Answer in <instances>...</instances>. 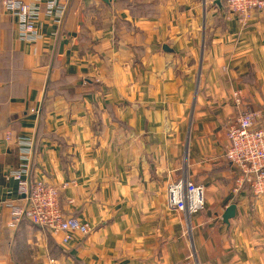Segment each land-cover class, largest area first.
Returning a JSON list of instances; mask_svg holds the SVG:
<instances>
[{
  "label": "crops",
  "instance_id": "0c3cea01",
  "mask_svg": "<svg viewBox=\"0 0 264 264\" xmlns=\"http://www.w3.org/2000/svg\"><path fill=\"white\" fill-rule=\"evenodd\" d=\"M60 1L34 45L0 2V203L25 204L7 175L29 138L28 179L90 232L64 245L3 213L0 264H264V200L234 192L223 157L228 126L264 109V11L243 26L222 0ZM179 180L200 211L168 209Z\"/></svg>",
  "mask_w": 264,
  "mask_h": 264
},
{
  "label": "built area",
  "instance_id": "2783aa9c",
  "mask_svg": "<svg viewBox=\"0 0 264 264\" xmlns=\"http://www.w3.org/2000/svg\"><path fill=\"white\" fill-rule=\"evenodd\" d=\"M27 4L22 0H1L3 11L16 20L18 39L34 45L40 38L38 22L41 13L51 17L54 24H61L65 6L60 0H33ZM115 1V0H113ZM241 25L246 26L254 13L264 11V0H222ZM6 135V141L11 140ZM228 145L224 159L234 167V192L246 189L250 195L264 200V109H255L237 116L226 131ZM21 163L17 170L9 172L7 178L17 184V195L25 204L0 203V217L9 216L7 224L15 228L28 222L40 231L51 235L62 234V243L86 236L90 228L74 217H65L59 205V189L41 180H29V163L33 142L29 138H18ZM202 188L190 181L179 180L167 188V207L187 213L203 208Z\"/></svg>",
  "mask_w": 264,
  "mask_h": 264
},
{
  "label": "water",
  "instance_id": "95a60500",
  "mask_svg": "<svg viewBox=\"0 0 264 264\" xmlns=\"http://www.w3.org/2000/svg\"><path fill=\"white\" fill-rule=\"evenodd\" d=\"M234 214H235V206L231 205L225 210L223 214V217H222L223 222L227 223L230 219L234 217Z\"/></svg>",
  "mask_w": 264,
  "mask_h": 264
},
{
  "label": "rangeland",
  "instance_id": "374dc122",
  "mask_svg": "<svg viewBox=\"0 0 264 264\" xmlns=\"http://www.w3.org/2000/svg\"><path fill=\"white\" fill-rule=\"evenodd\" d=\"M18 196V195H17ZM59 205H60V203H59ZM61 208V207H60ZM90 232V231H89ZM85 236H83V237H81V238H84Z\"/></svg>",
  "mask_w": 264,
  "mask_h": 264
},
{
  "label": "trees",
  "instance_id": "16d2710c",
  "mask_svg": "<svg viewBox=\"0 0 264 264\" xmlns=\"http://www.w3.org/2000/svg\"><path fill=\"white\" fill-rule=\"evenodd\" d=\"M116 1V0H115ZM0 2H1V0H0ZM2 6V5H1Z\"/></svg>",
  "mask_w": 264,
  "mask_h": 264
}]
</instances>
